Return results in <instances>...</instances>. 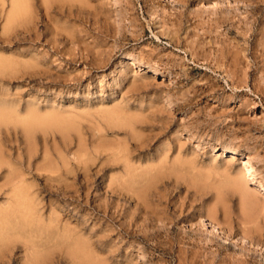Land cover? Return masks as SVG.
I'll return each instance as SVG.
<instances>
[{
  "label": "rangeland",
  "instance_id": "rangeland-1",
  "mask_svg": "<svg viewBox=\"0 0 264 264\" xmlns=\"http://www.w3.org/2000/svg\"><path fill=\"white\" fill-rule=\"evenodd\" d=\"M242 155L264 0H0V264H264Z\"/></svg>",
  "mask_w": 264,
  "mask_h": 264
},
{
  "label": "bare ground",
  "instance_id": "bare-ground-1",
  "mask_svg": "<svg viewBox=\"0 0 264 264\" xmlns=\"http://www.w3.org/2000/svg\"><path fill=\"white\" fill-rule=\"evenodd\" d=\"M243 158L245 159V162H244V166L242 167V169L240 170L239 174H240V177H245V176H249V177H252V179L254 180V184L256 186L257 189H259V191L261 192H264V185L262 184V182L256 180L254 177L255 175V171L251 165V162H250V157L248 155H242ZM125 157V156H124ZM241 160V159H240ZM253 164V163H252ZM136 174V173H135ZM246 178V177H245ZM247 179V178H246ZM251 179V180H252ZM234 185V184H233ZM237 186V184H236ZM243 189V188H242ZM15 191V190H14ZM19 192H21V190H19ZM246 195H249L246 191H243ZM22 193V192H21ZM242 193V192H241ZM15 194L16 196L14 195V200L12 201L11 200V203L8 205V207L0 212V227L2 226V229L4 228V226L8 223V219L14 217V218H19V219H22V222H23V219H30V214L32 213V211L26 207V206H29L30 205H24L26 203V201L24 200V202L22 201V197H19L17 196V193L15 191ZM27 196V195H26ZM13 197V196H12ZM13 199V198H12ZM28 202V201H27ZM29 203V202H28ZM35 206V205H34ZM35 207H33L34 209ZM264 208V207H263ZM35 216V215H33ZM35 219V217H34ZM37 221V219H36ZM31 222V221H30ZM38 222V221H37ZM34 223V222H33ZM44 224V223H43ZM11 226V225H10ZM29 227V226H28ZM46 227V226H45ZM2 229L0 228V234L2 232ZM13 230V228H12ZM14 232V231H13ZM16 232V231H15ZM10 233V232H9ZM5 236V235H4ZM5 241V240H4ZM2 242V241H1ZM2 244V243H1ZM4 245V244H2ZM1 248V247H0ZM81 250V248H80ZM28 251V250H27ZM88 255H86L85 257H87Z\"/></svg>",
  "mask_w": 264,
  "mask_h": 264
}]
</instances>
